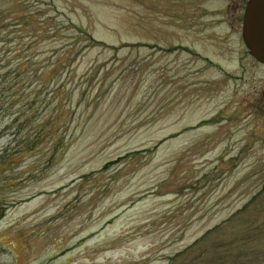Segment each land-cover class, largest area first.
<instances>
[{"label": "rangeland", "instance_id": "1", "mask_svg": "<svg viewBox=\"0 0 264 264\" xmlns=\"http://www.w3.org/2000/svg\"><path fill=\"white\" fill-rule=\"evenodd\" d=\"M247 2L0 0V56L28 48L26 18L102 45L71 68L91 96L68 88L59 102L66 150L45 167V139L0 167V264H166L261 189L264 70L232 32ZM0 123V156L15 153Z\"/></svg>", "mask_w": 264, "mask_h": 264}, {"label": "trees", "instance_id": "2", "mask_svg": "<svg viewBox=\"0 0 264 264\" xmlns=\"http://www.w3.org/2000/svg\"><path fill=\"white\" fill-rule=\"evenodd\" d=\"M56 22L55 19L45 18L43 22L37 23L34 18H26L23 25L30 27L29 32L32 33L28 48L24 51L18 49L14 54L4 51V55L0 56V122L5 124L1 131L10 133L13 139L10 142L19 139L15 153L5 151L1 154L0 167L8 165L13 170L23 158V152H33L45 139H48L47 144L50 146L48 160L44 165L49 167L57 152L64 151L67 147L64 142L66 134L62 139L55 138L60 127L58 125L56 128L57 122L64 113L62 104H59L64 99V91L68 88L78 91L81 103L84 98L91 96L90 87L81 80L71 87L74 81L71 68L75 61L84 56L86 50L102 45L79 28L71 25L67 27L61 22L56 26ZM63 28L66 32H76V36L72 34L71 42L66 44L67 40L60 38ZM46 42H50V48L55 49L47 59L44 55L48 54L42 50L47 46ZM34 48L38 49V54L32 53L31 49ZM29 52L37 56H30ZM38 58L43 60L39 61ZM100 68L92 67L93 73L100 72ZM57 78L60 79L59 82H55ZM31 99L36 103L23 105V100ZM68 100V110L73 116L77 110L71 102L73 99ZM126 157L106 163L101 171L108 170L111 165L120 163ZM263 200L264 181L261 189L226 221L169 257L166 264H264ZM7 210L8 207L0 205V220L6 216Z\"/></svg>", "mask_w": 264, "mask_h": 264}, {"label": "water", "instance_id": "3", "mask_svg": "<svg viewBox=\"0 0 264 264\" xmlns=\"http://www.w3.org/2000/svg\"><path fill=\"white\" fill-rule=\"evenodd\" d=\"M242 40L250 56L264 65V0H249L242 22Z\"/></svg>", "mask_w": 264, "mask_h": 264}, {"label": "flooded vegetation", "instance_id": "4", "mask_svg": "<svg viewBox=\"0 0 264 264\" xmlns=\"http://www.w3.org/2000/svg\"><path fill=\"white\" fill-rule=\"evenodd\" d=\"M248 2H249V0H248ZM248 2H247V3H248ZM247 3H246V5H247ZM246 5H245V7H244V9H243V16H244V13H245ZM243 20H244V18H243ZM243 20H242V22H243ZM228 25H229L230 30H232V29H233V26H231V25H232L231 22H228ZM232 32H233L235 35H238L239 38H241L242 47L247 51L248 56H250V54H249L248 50L246 49V47H245V45H244V43H243V40H242V26H241V28H240V31H239V30H237V31L232 30ZM250 58L256 63L255 65H256L258 68L260 67V68H262V69L264 70V65H262V64L258 63L257 61H255L251 56H250ZM256 94H258V92H257ZM259 100H260V99H259Z\"/></svg>", "mask_w": 264, "mask_h": 264}]
</instances>
